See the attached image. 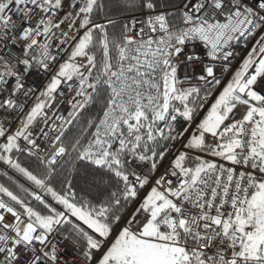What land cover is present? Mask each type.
I'll return each instance as SVG.
<instances>
[{
    "label": "snow or ice",
    "instance_id": "1",
    "mask_svg": "<svg viewBox=\"0 0 264 264\" xmlns=\"http://www.w3.org/2000/svg\"><path fill=\"white\" fill-rule=\"evenodd\" d=\"M0 264H264V0H0Z\"/></svg>",
    "mask_w": 264,
    "mask_h": 264
}]
</instances>
